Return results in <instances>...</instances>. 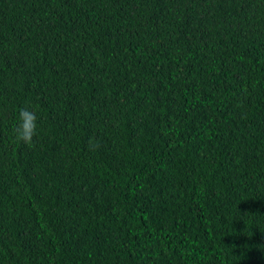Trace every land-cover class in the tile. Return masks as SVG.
Listing matches in <instances>:
<instances>
[{
  "label": "trees",
  "instance_id": "obj_1",
  "mask_svg": "<svg viewBox=\"0 0 264 264\" xmlns=\"http://www.w3.org/2000/svg\"><path fill=\"white\" fill-rule=\"evenodd\" d=\"M0 264H264V0H0Z\"/></svg>",
  "mask_w": 264,
  "mask_h": 264
},
{
  "label": "clouds",
  "instance_id": "obj_2",
  "mask_svg": "<svg viewBox=\"0 0 264 264\" xmlns=\"http://www.w3.org/2000/svg\"><path fill=\"white\" fill-rule=\"evenodd\" d=\"M37 117L34 110L23 108L19 111V124L14 129V136L17 142L31 145L36 135ZM90 148L97 147L94 138L89 139Z\"/></svg>",
  "mask_w": 264,
  "mask_h": 264
}]
</instances>
